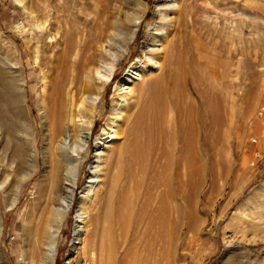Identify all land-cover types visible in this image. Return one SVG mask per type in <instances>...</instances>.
Segmentation results:
<instances>
[{"label": "rangeland", "instance_id": "1", "mask_svg": "<svg viewBox=\"0 0 264 264\" xmlns=\"http://www.w3.org/2000/svg\"><path fill=\"white\" fill-rule=\"evenodd\" d=\"M141 1L142 10L133 0H0V264H20L19 252L32 246L34 229L55 219L52 211L66 195L65 177L74 163L72 203L62 222H54L58 226L54 264H264V0ZM77 28L87 31V43L76 65L66 55L60 77L64 83L53 96L58 104L56 127L66 128L71 141L79 142L77 137L88 133L84 150L76 156L69 149H55L60 133L52 139L43 103L50 67L62 49L53 43L56 32L66 35ZM154 37L160 42L152 50ZM99 41L107 49L101 56L96 51ZM124 46L127 51L122 53ZM109 62L110 80L98 78L93 71ZM129 67L149 71L126 84ZM188 78L207 104L225 105L218 135L189 120L190 100L197 103ZM165 84L174 92L183 85L191 97L182 96L179 107H173V123L165 107L156 117L159 132L151 136L147 122L155 99L165 101ZM123 87L130 91L126 104L117 110L119 126L111 139L107 126ZM156 90H161L159 96ZM82 93L97 94L99 101L93 112H83L84 121L74 122L73 108L67 115L64 110ZM188 122L192 167L187 201L180 206L176 201L171 231L154 242L153 234L139 224L142 219L134 207L137 189L128 178L134 168L131 164L126 170V158L134 153L144 167L149 147H161L169 155L172 138ZM99 142L103 153L96 155ZM216 142L219 150L212 149ZM197 144L203 150H196ZM168 167L169 159L158 165V174L149 183L153 186L135 176L136 188L142 185L141 198L150 194L148 206L158 193L168 204L170 194L176 200L182 192L184 186L165 179ZM94 168L102 171L93 174ZM89 183L94 189L83 201ZM10 193L16 197L12 206L6 203ZM81 204L88 217L76 239Z\"/></svg>", "mask_w": 264, "mask_h": 264}, {"label": "bare ground", "instance_id": "2", "mask_svg": "<svg viewBox=\"0 0 264 264\" xmlns=\"http://www.w3.org/2000/svg\"><path fill=\"white\" fill-rule=\"evenodd\" d=\"M175 1L176 0H171L170 2L175 3ZM72 2H73V0H72ZM133 2H134V5L136 8H138L140 10L143 9L144 5H143L141 0H133ZM78 10H80V9H78ZM77 13H78V11H77ZM58 18L60 19V17H58ZM133 19L137 21L139 18L133 17ZM70 25L71 24H69V26ZM57 28H59V23H58ZM64 30L65 29H63V31ZM72 30H71V32H72ZM119 31L121 32V29ZM86 33H87V31L85 32L81 28H77L75 32L69 33L66 35H63L60 31L56 32V35H58V36L54 37L53 43H55L56 46L62 45V49L57 51V62L55 64V66H53V64H52V66L50 67L49 81L46 84V86H47L46 88L48 89V91L44 95V103H43L44 104L43 105L44 118L47 120L50 119V122H51L49 124V126L51 129L52 139H54V138L56 139L58 133H60V138L56 142L55 149H59V150L69 149L73 153H76V156H77V153L79 151L84 150L88 133L85 134L84 137L82 136L83 138L78 136L77 138L79 139V142L71 141L70 140V137H71L70 132L66 128L58 129L56 127V124H57L56 112H57V105L58 104H57V101L55 100V98H56L55 95H57L59 92V86L64 83L63 82L64 80L60 77L63 75L64 68L66 67V65H65L66 55H67V57L70 58V64L76 65L78 63L76 57L78 55H80L82 46L87 43L86 41H84V36ZM132 35H134V34L131 33L130 38H132ZM74 39H75V44L72 47V42L74 41ZM159 42H160V38L154 37V39H153L154 44L150 45V48L152 50L157 49V47H158L157 44ZM106 50H107L106 48L101 46L100 41H99V45L96 47L97 55L98 56L103 55L106 52ZM34 51L36 53V58H37L39 55L38 47H35ZM125 51H127V50L124 46L121 48V52L123 53ZM113 55L116 59L117 58L116 54H113ZM100 63H102V62H100ZM147 71H149V69L146 70V69H142L140 67H135V68L129 67V69L127 70V73L125 74V77L127 79L126 84L129 81L138 80L142 76L146 75ZM91 72H92V70H91ZM93 72H95V74L98 76V78H100L102 80H110V77L113 73L112 62L104 63V66H98ZM168 76H169V74H168ZM167 80H168V78H167ZM188 82L191 83L190 87H191V90L193 92V96L195 95V97H196L195 100L197 103V104H194L193 100H190L189 120L198 123L200 129L213 128L215 134L218 135L219 132L221 131V128L223 127V120L221 118V111L223 109V112H224V109H225L224 106L225 105L221 104V103H217L214 106H210L205 101L202 92H200V90L197 89L196 85H192L193 81L191 78H188ZM16 83L18 84L16 87L19 91V94H21L20 88L22 86V84H21L22 81H21V79H19V77H17ZM171 84H170V86H171ZM170 86L168 84H165L163 87L164 92H166L168 95V96L167 95L165 96V101L161 103L158 100L160 98L157 97V99H155V103L152 104L151 114H150L152 116H151V118H149V120L147 122V127H148V130L151 131V136H154L155 132L156 133L159 132L160 124L157 121L156 117L158 114H160V112L162 113L165 110L164 109L165 107H168L170 109L171 117L169 119L172 118L171 123H173V121H174L173 113L175 114V112H176V110L173 107H176V108L179 107L178 103H179V100L182 96H184L186 98L191 97L190 94L189 95L187 94L188 91H186V89H185L186 87H184L183 85L176 92H174L175 90H173ZM121 90H122V92H121V96L119 99V106H118V108L112 109L113 111L111 113V117L109 120L110 123L107 126L108 129L110 130V133H111V139H113V135L116 134V132H117L116 130L119 126V121H118L119 120L118 119L119 118V116H118L119 112L117 113V110L119 111V109L121 108V105L126 104V101H127L126 92L128 93L130 91L129 87H123ZM160 91L156 90L155 94L159 96ZM79 93H80V91H79ZM230 98H231V99H229L230 103H232L235 100V98L232 95L230 96ZM98 101H99V96L97 94L92 93V95L91 94L85 95V93H82V95L78 98L77 101H76V99H75V101H71L69 107L65 108L64 115H67V113H69V111L72 110V108H73L74 122L84 121V119L82 120L83 112L88 111L90 109H92V112H93V110H95V108L97 106ZM163 103H164V106H163ZM233 116L234 115L231 112V119L234 118ZM82 123L83 122H81V124ZM189 124H190V122H188V125H186L185 127L182 128V132L178 133L175 137L172 138V140L170 142V146L167 149V150H171L169 152V155L166 154L164 149H162L161 147H158V148H155L154 146L149 147V144H148V145H146V147H149V149H145L146 150V157H145L146 165L144 167L139 166L141 163V160L138 158H134V156H135L134 153H131V155H129L126 158L127 159L126 164H125L126 170L127 169L129 171L131 170V164H133V168H134L133 171L129 172L128 178H129V181L131 182V184H133L132 187L137 189L136 196L134 197V201H135L134 207L139 212L138 213L139 215L137 216V218H138V220L142 219L139 224H144V230L150 231L153 234L154 242H156V240L158 239V237L160 235H162V233H165L167 231H171L170 228L173 225L170 227V223L174 217L173 211H174L176 201L179 204V206L181 204H184L187 201L186 186H190L189 173H190L191 167H192V158H191L190 153L188 151V150H192L190 147L191 136H190V132H189V130H190ZM23 125H24V127L26 126L25 121H23ZM75 125L77 126L76 123H75ZM59 130H60V132H59ZM106 130H107V128L104 127L102 131L105 132ZM52 141H54V140H52ZM102 144H103V142H99V146H97V149L95 150L96 155H101V153H103V149L102 150L100 149L101 146L103 147ZM218 144H220V143L216 142L215 144H213L212 149L219 150L220 146ZM35 150H36L35 148H33V150H31L32 156L35 155V153H36ZM138 150H141V149H138ZM196 150L199 151V150H203V149L199 144H197ZM167 155H168V158H167ZM201 155H203L202 152H201ZM60 156H61V158H65L64 154H61ZM165 159L166 160L169 159V167H168L167 174L165 176V179H167V182H171L173 185L179 184V185L184 186V187H183V189L181 188L182 192L180 193V195L178 196V198L176 200H175V197H173L172 194H170L168 202H167L168 204L162 203L161 198H160L159 193H158L159 198L157 196V198H155V200L152 202V204L149 202L151 205L148 206L149 204L147 205V203H148L147 197H149L148 195H150V194L147 195V193L145 192V195L147 197L141 198L140 190H141L142 185L139 188H136V186L138 187V184H137V181L135 180V176L137 175V177H139V175H141L142 181L140 180V183L143 182V183H147L146 185L153 186L152 184H149V183H151L152 181L155 180V177L158 174L156 172L158 165L163 163L165 161ZM67 166H68V164H67ZM121 168H120V171H121ZM76 170H77V164L74 163V164H72L70 171L67 173V175L65 177V188H66L65 193H66V195H65V197H63L64 199H63L62 203L58 204L56 206V209L54 211H52L55 219H53V220L51 219V220L45 222V224L37 226L34 229L33 238H32V246L31 247H22V249L19 252L20 264H54V260H55V256H56L57 235H58V226H56V224H59L62 222L68 208L70 207V204L72 203V199H73L72 192L76 186V180H77L76 179ZM97 171L101 172L102 170L100 168H94L92 170V173L97 174ZM115 171H116V169H115ZM116 174H117V177L120 176L119 172H116ZM121 176L123 178V176H124L123 171H121ZM54 178H55V175H54L53 180H52L53 182L55 180ZM158 178H159V175H158ZM6 181H7V179L1 181V184L2 185L5 184ZM119 181H120V178H119ZM88 182L91 183L93 181L89 180ZM90 183L87 184V186L85 187V189L83 191V194H82L83 201H86L87 198L90 197V195L94 189L93 185ZM129 186H130V183H129ZM155 186H156V184H155ZM156 188H157V186H156ZM130 190L131 189L129 188L128 191H130ZM150 190L153 192V190L151 188H150ZM51 191H53V190H51ZM154 191H156V190H154ZM151 195H153V194H151ZM167 196H168V194H167ZM151 197H153V196H151ZM15 200H16L15 195L10 193L7 196L6 203L9 204L10 206H12V205H14ZM149 201H151V200H149ZM147 206L149 207L148 208L149 214L147 216H145L143 213V209L146 210ZM79 208L80 209L78 210L77 215H76V218H77L76 224H75L76 229H75V234H74L76 239H79L80 230H81V228L84 227V224H85L84 219H86L88 217L86 214V208H84V205L81 204V206H79ZM182 209H180V210H182ZM148 210H146V211H148ZM31 218L26 222V224H25L26 227L29 226V224L31 222ZM132 218H131V220H132ZM54 222L56 224H54ZM138 226H140V225H138ZM142 227H143V225H142ZM177 229H178V227H177ZM91 256L95 257L96 255L94 253ZM118 261L119 262L123 261L122 255L120 258H118Z\"/></svg>", "mask_w": 264, "mask_h": 264}, {"label": "built area", "instance_id": "3", "mask_svg": "<svg viewBox=\"0 0 264 264\" xmlns=\"http://www.w3.org/2000/svg\"><path fill=\"white\" fill-rule=\"evenodd\" d=\"M70 259V258H69Z\"/></svg>", "mask_w": 264, "mask_h": 264}]
</instances>
